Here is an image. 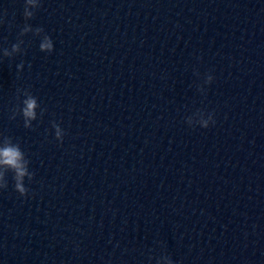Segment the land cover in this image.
Instances as JSON below:
<instances>
[{"label": "water", "instance_id": "obj_1", "mask_svg": "<svg viewBox=\"0 0 264 264\" xmlns=\"http://www.w3.org/2000/svg\"><path fill=\"white\" fill-rule=\"evenodd\" d=\"M36 3L0 0V264H264V0Z\"/></svg>", "mask_w": 264, "mask_h": 264}, {"label": "clouds", "instance_id": "obj_2", "mask_svg": "<svg viewBox=\"0 0 264 264\" xmlns=\"http://www.w3.org/2000/svg\"><path fill=\"white\" fill-rule=\"evenodd\" d=\"M36 0H25L24 17L25 21L31 20L34 17V11L32 9H39ZM33 28L25 23L21 35L25 32H31ZM36 34L43 31L42 28H36L34 30ZM41 51L51 53L53 51V43L49 36L44 37V41L40 44ZM13 52L19 50L18 44L12 45ZM5 56H11L7 50L4 52ZM19 70L23 71V64L17 66ZM23 95L26 97L22 101L23 107L21 109L23 116L25 118V127H30V121L36 119V108L38 107L37 99L28 91H23ZM56 128L57 138L61 137V129L57 124H53ZM204 128H208L205 123ZM28 161L25 158L24 152L21 150L19 144L13 143L10 137L0 138V181L4 180L5 170L10 171L14 174L13 178L15 181V190L22 196L28 193V189L24 185V178L27 176L29 180L33 179V173L28 171L27 165ZM7 182L0 184V189H6Z\"/></svg>", "mask_w": 264, "mask_h": 264}]
</instances>
